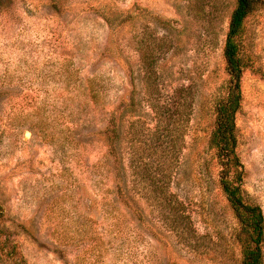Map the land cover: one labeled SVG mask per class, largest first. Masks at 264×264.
Segmentation results:
<instances>
[{"label":"rangeland","instance_id":"obj_1","mask_svg":"<svg viewBox=\"0 0 264 264\" xmlns=\"http://www.w3.org/2000/svg\"><path fill=\"white\" fill-rule=\"evenodd\" d=\"M261 1L245 23L253 70L242 77L236 125L243 189L264 215ZM234 4L0 0V204L26 264H167L165 243L179 264L239 263L237 222L208 150L214 106L228 80L223 46ZM112 11L131 20L115 37L102 17L116 16ZM108 38L114 56L105 60ZM118 50L133 70L134 87ZM90 88L99 94L97 110L88 109ZM181 88L189 91L188 121L167 120L173 140H158L149 104ZM131 90L136 107L120 119L117 151L123 192L143 223L115 196L100 135L105 114L121 96L127 103ZM0 264L15 263L0 253Z\"/></svg>","mask_w":264,"mask_h":264},{"label":"trees","instance_id":"obj_2","mask_svg":"<svg viewBox=\"0 0 264 264\" xmlns=\"http://www.w3.org/2000/svg\"><path fill=\"white\" fill-rule=\"evenodd\" d=\"M261 3V0H235L223 46L225 73L228 80L224 95L215 103L213 130L208 139V150L211 154L213 166L217 169V187L225 197L238 226L234 234V242L239 250L240 257L238 264H264V215L261 207L255 204L243 189L244 171L237 153L238 131L236 125L237 115L241 111L243 101L242 77L246 71L253 70V62L247 54L244 44L245 23L247 18L259 8ZM113 11L112 14L115 13L116 16L102 17L108 30L115 37L114 31H119V29L130 23L131 20L128 16L123 18L117 17L119 12ZM108 42L110 43V38L107 39L102 53V57L105 60H110L114 56L111 54ZM144 42L146 43L143 40V44ZM119 51L116 52V57L125 59L124 78L127 81V85L134 87L133 70L122 52ZM141 51L145 52V50ZM141 60L143 62V78L144 80H148L151 66L146 62V54L142 56ZM88 83L92 84L93 82L90 80ZM145 84L147 86L151 85L148 82ZM90 89L92 92L91 98H89L90 108L88 104L86 106L89 110H97L99 108V94H95L98 93L95 89ZM152 96L154 95L152 94ZM149 106L157 119L154 133L155 138L159 140L163 136V139L168 138L172 141L174 135L171 128L172 125L167 120H175L178 124L187 123L191 111L189 91L187 88L178 89L175 92V97L166 101H158L157 99L155 102H151ZM135 107V95L133 90H131L128 92L127 103L123 101V96H121L118 103L109 113L105 114L104 127L100 130V135L104 138L106 156L111 164L115 196L138 222L143 223L138 208L123 192V168L120 155L117 151L120 119L124 113L135 109ZM5 222V212L0 204V253L15 264H26L18 251L16 243L8 236ZM165 247L168 251L167 264H179L174 258L170 246L165 243ZM56 253L59 252L56 250Z\"/></svg>","mask_w":264,"mask_h":264}]
</instances>
